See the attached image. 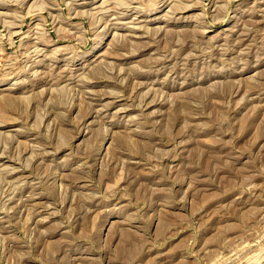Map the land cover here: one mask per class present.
<instances>
[{"label": "rangeland", "instance_id": "374dc122", "mask_svg": "<svg viewBox=\"0 0 264 264\" xmlns=\"http://www.w3.org/2000/svg\"><path fill=\"white\" fill-rule=\"evenodd\" d=\"M0 264H264V0H0Z\"/></svg>", "mask_w": 264, "mask_h": 264}]
</instances>
